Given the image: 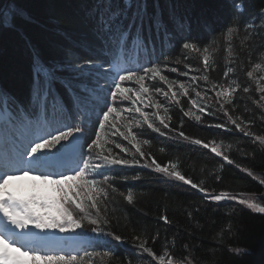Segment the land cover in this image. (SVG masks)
I'll return each mask as SVG.
<instances>
[{"label":"trees","instance_id":"16d2710c","mask_svg":"<svg viewBox=\"0 0 264 264\" xmlns=\"http://www.w3.org/2000/svg\"><path fill=\"white\" fill-rule=\"evenodd\" d=\"M118 3L123 7L122 0H113V7ZM146 3L148 15L143 22L144 46L130 51L126 57L116 53L109 57L97 38L96 25L90 15L94 6L103 12L104 0H0V90L28 108L35 83L34 58L38 56L46 65L61 66L59 77L72 80L74 84H86L90 91L74 87L73 94L56 82L55 101L50 99L47 102L46 114L61 116L69 123H80L85 128V141L90 142L98 130L96 121L99 108L104 106V93L111 84L109 79L114 76L112 71L106 70L109 67L106 60L111 59L112 66L125 59L129 68L149 67L154 63L167 65L163 74L171 80L184 82L197 77L194 91L181 97L179 106L171 103L169 127L165 129L157 125L165 135L147 126L136 131L140 140L150 141L149 145L142 146L146 155H137L140 164L114 165L102 170L110 178L108 182L119 192L133 191L134 203L129 204L118 193H111L105 214L112 221V230L128 241L122 245L113 242L116 245L113 257L103 260L96 257L91 264H126L128 260L131 264H149L151 257L145 253L141 258L134 249L131 240L134 235L146 237L148 246L157 254H162V250L167 248L174 261L187 258L193 264H264V213L255 212L237 200L214 201L210 198L220 192L249 194L251 200L264 206V184L260 183L264 179V144L254 141L253 137L230 123L224 111L220 110L221 101L212 85L199 79L205 74L202 58L182 48L184 42L203 46L215 39L216 43L210 46L215 65L207 70L210 80L227 84L236 79L242 85L234 94L232 104H224V108L233 118H240L238 122L242 120L252 133L264 136V108L254 102L261 93L255 90V82L246 76L256 62H261L260 53L264 52V31L259 28L261 19H264L260 15L264 0H243L244 19L255 21L258 34L249 40L244 39L243 31L234 36L231 39L232 57L227 51L228 38L221 35L231 18L232 0H146ZM17 11H22L28 20H22L18 15L13 19L12 14ZM134 11H128L125 26L133 19ZM153 16H159L164 27L157 28L152 21ZM132 57H136L134 62L129 61ZM88 59H96L97 63L84 65V75H81L82 69L76 64H83ZM177 59L183 63L177 64ZM228 59L236 62L229 64ZM172 67L179 71L171 72L169 69ZM227 67H234L237 72L225 77ZM185 71L188 75H181ZM249 85L251 91L244 93L243 87ZM197 91L204 94L207 101L200 121L184 115V111L189 109L190 98ZM124 103L129 104L128 101ZM10 108L16 115H23L22 110ZM39 115L33 113L30 117ZM216 124H224L225 127L217 128ZM180 132L204 143H221L224 154L233 163L229 164L222 156H217L210 147L204 148L202 144L185 140ZM109 138L122 144L127 142L119 136ZM109 146L114 153L131 158L114 145ZM87 151L86 146L82 148L83 155L87 156ZM153 160L161 166L175 163L177 171L186 179L190 178L197 184L202 182L201 186L208 192L201 193L198 188L156 172L154 167L144 166ZM123 176H128L129 180H123ZM133 176L140 179L132 180ZM95 178L103 179L100 175ZM165 215L169 222L161 219ZM89 227L85 223L84 229L70 232L89 241L90 245L84 248L89 252L108 250L95 242L97 234L90 232ZM153 237H156L154 243ZM235 248L242 252L233 254L230 249Z\"/></svg>","mask_w":264,"mask_h":264},{"label":"snow or ice","instance_id":"6c2138e0","mask_svg":"<svg viewBox=\"0 0 264 264\" xmlns=\"http://www.w3.org/2000/svg\"><path fill=\"white\" fill-rule=\"evenodd\" d=\"M123 7L119 3L114 8L113 0H104L103 12H99L96 6L90 10L96 28L97 38L101 40L105 55L111 57L113 53L126 57L130 51H135L144 46L143 22L147 17V3L146 0H122ZM135 9L133 19L129 21L127 26L124 20L127 19L129 10ZM245 9L243 0H232L231 18L221 35L228 38L227 51L229 57L233 56L234 49L231 44V39L239 35L241 31L244 33V39L249 40L257 35V25L253 19H244ZM19 16L22 20L27 21L28 17L22 12L17 11L12 14L13 19ZM261 17H264V9L260 10ZM153 23L157 28L164 27L163 21L159 16L152 17ZM13 26L14 25H10ZM259 28L264 31V19H261ZM135 29V31H133ZM264 39V36H262ZM213 39L211 44H215ZM130 44L132 47H130ZM211 44L200 45L196 42H184L182 48L187 53H196L202 58L203 69L205 74L199 77L212 85V90L216 97L221 101L220 110L224 111L228 120L240 132L247 136L253 137L254 141L264 144V136L252 133L247 125L243 123L240 118H233L229 115L224 104H232L234 94L241 89L242 85L236 79H232L231 83L217 84L210 80L207 70L215 65V59L210 52ZM251 52L249 53V57ZM261 62H256L251 70L246 72V76L255 82L256 91L261 93L260 97L254 102L261 108H264V75L256 76L254 73L264 72V52L260 53ZM177 64L183 61L177 59ZM236 61L228 59L227 63L232 64ZM96 59H88L83 64H76V67L81 68V75H84V65H95ZM111 67V59L105 61ZM190 67V65H187ZM103 68V64L100 65ZM167 65L162 66L159 63H154L152 66L138 68H127L123 73H117L112 77V82L109 85V90L104 93V106L99 108L98 119L96 121L98 130L94 132V138L85 141L83 144L79 143V138L83 137L85 128L80 123H65L61 126H52L40 136L29 142L28 147L24 150L21 159L18 161L20 165L14 171L0 172V213L6 218V223L0 228V264H91V261L99 257L103 260L105 257L112 258L114 254L113 242L117 245L125 244L128 238L118 234L112 230V221L105 214L107 211V203L111 198V193H118L129 204L134 203V193L132 190L119 192V190L110 184L109 177L104 175V171L109 166L114 165H136L140 164L137 158L144 157L146 153L142 150L143 145H149L150 141L147 139H138L137 133L133 128H147L152 129L160 135H165L161 127L157 126L155 121L167 129L169 127L168 121L171 117L168 115L169 108L155 99V95L160 94L164 96L170 103L176 105L181 104L180 96H189V88L191 84H185L179 80H171L167 75H164V69ZM171 72H178L179 69L172 67ZM61 71L59 65H46L40 61L39 57L34 58V74L35 83L28 108H25L14 97H11L5 91L0 90V104L6 107H15L22 110V114L33 115L38 113L44 115L47 110V102L51 99L55 101L54 85L60 82L70 92L73 93L74 87H79L83 91H90L86 84H74L72 80H66L59 77L58 73ZM237 69L234 67H227L224 76L234 74ZM181 75L187 76L188 72H182ZM162 81L167 86L164 87L150 85L146 81ZM196 80L197 77H192ZM125 82H134L138 87H126ZM101 89L103 86H100ZM219 89V90H217ZM244 93L251 91V86L243 87ZM74 94V93H73ZM196 97H200L201 93L197 91ZM110 97V102H109ZM251 98V97H250ZM191 99V98H190ZM124 101L130 102V107H121L119 104ZM193 106L199 107L196 99H191ZM99 106V105H97ZM55 107V103L53 104ZM145 108H154V112H146ZM163 109L164 115H161ZM183 111V107H181ZM203 112L204 108L200 107ZM138 114V115H135ZM185 116L194 117L197 121L201 120V116L197 115L192 108L184 111ZM264 119V116H262ZM217 128H224V124L214 125ZM109 130H112L109 132ZM179 135L185 140H191L192 143L203 145L204 148L211 147V151L217 156H222L224 160L232 164L233 161L229 159L221 150L220 146L212 141L204 143L200 139H192L185 136L183 132ZM119 136L123 141H128L131 147H125L122 143L116 142L109 137ZM68 142V143H64ZM120 149L123 153H128L131 158H124L119 154L113 152L112 147ZM59 146V147H57ZM87 147V158L81 159L73 168H65L64 171L53 173L50 171L40 172L39 175H30L34 171H38L42 167H49L55 161L59 166H64L65 154L71 150L73 156L79 149ZM53 149L56 151L53 152ZM134 149V151L132 150ZM164 151L163 148L160 149ZM145 167H154L156 172L164 173L168 176L174 177L184 184L190 185L192 188H198L199 192L207 193L208 190L201 186V184L194 183L190 178L186 179L179 171L177 165L170 163L168 166H161L153 160ZM239 167V165H237ZM249 175L252 173L248 169H244ZM96 175L103 177L102 180H97ZM33 181L41 180L43 184L54 185L58 192V198L41 195L39 193L31 195L29 198H22L16 195L13 190V184L17 181H23L25 178ZM55 177V178H53ZM116 179V177H112ZM123 180H129L128 176H123ZM132 180L140 179L139 176L131 177ZM264 184V179L260 180ZM37 185H33L36 188ZM214 201H221L225 199L237 200L236 195H229L227 192H220L210 197ZM239 204L246 205L247 208L264 213V206L254 202L251 199L241 198L238 200ZM39 205L44 208H57V214H45L38 212L36 206ZM191 215V213H189ZM165 222L168 217L162 216ZM85 223L90 226L89 231L96 233L95 242L108 250L103 252H89L87 249L66 250L65 241L56 237L55 232L76 231L77 229H84ZM32 225L35 229H39V233L33 232ZM19 230V231H17ZM51 230V231H49ZM33 237L38 239L33 240ZM153 243L156 237H153ZM134 249L141 254H148L151 257L149 264L158 262V264H193L191 259H180L174 261L168 252L167 248L162 250V254H157L152 247L148 246V239L141 235H134L131 238ZM174 243V241H173ZM187 247V246H185ZM82 251V255L80 252ZM233 254H240L241 249H230ZM243 254H247L244 252ZM166 257H168L166 259ZM126 264H131L128 260Z\"/></svg>","mask_w":264,"mask_h":264},{"label":"rangeland","instance_id":"374dc122","mask_svg":"<svg viewBox=\"0 0 264 264\" xmlns=\"http://www.w3.org/2000/svg\"><path fill=\"white\" fill-rule=\"evenodd\" d=\"M127 67H128V64L123 61L121 63L115 64L112 67V70L114 72V75H116L117 73L122 74L123 71L125 69H127ZM254 75H256V76L264 75V72H257V73H254ZM109 80H110V82H112V77ZM146 82L149 83L150 85H156V86L164 87L165 90H167V86L164 85L162 81H159V78H157L156 81H146ZM181 82H183V81H181ZM184 83L192 85V87L189 88V93L191 91H194L196 80L184 81ZM261 83H264V81H261ZM124 86H126V87H138V86L134 85V82H125ZM217 90H219V89H217ZM181 97H184V96H180V98ZM154 98L159 100L162 104H165L168 108L171 105V103L164 96H162L160 94L155 95ZM191 99H196L199 107L193 106L191 104ZM191 99H190L189 108H192L193 111L197 115L201 116L206 111V107H207V101L205 99V95L201 94L200 97H196V95H195ZM128 103L129 104H126L123 102V103L119 104V106L130 107L131 104H130V102H128ZM200 107L204 108L203 112L200 111ZM144 111L151 113V112H154L155 109L154 108H145ZM0 112H2L7 119L4 123V124H7V127H6V129H4L3 137H1L2 138L1 141L3 140L2 141L3 143L0 144V157L4 160H7V161L8 160L19 161L22 157L24 150L28 147L30 141L34 140L37 136L43 135L48 130L49 127L61 126L64 124L63 122H60L61 121L60 117H55L53 114L46 115V113H45L44 115H40L37 119L36 118L32 119L29 116H23L21 118H19L17 116H13V114L11 113V111L7 107H4V108L0 107ZM135 115H138V114H135ZM161 115H164L163 109H161ZM192 118L195 119L194 117H192ZM155 123H156V125H159L158 120H156ZM143 127H146V125H144ZM137 130H138V128H133L134 132H136ZM0 134H1V132H0ZM138 139H139V137H138ZM4 142H5V144H4ZM64 143H66V142H64ZM215 143L220 146V150L224 153L223 145L221 143H218V142H215ZM123 145L125 147H131V145H129L128 141L124 142ZM57 147H59V146H57ZM132 150L134 151V149H132ZM72 158H73V163L76 166V163L79 162V160L81 159V156L80 155L74 156ZM83 158L86 159L87 157L83 156ZM64 161H70V160L64 159ZM61 169H62V167L59 166V164L55 161L52 163L51 166L46 167V171H50L53 173L61 172ZM40 172H43V170L39 169L38 171H34L33 173H31L30 175H33V176L39 175ZM53 178H55V177H53ZM34 184L37 185L36 188H33ZM12 187H13V190L16 191V195L25 196L27 198H29L31 195H34L37 193H39L41 195H46L49 197H54L55 194H57V191H56V188L54 185H51V184L45 185V184H43V182L41 180L33 181L27 177L23 181L15 182ZM236 196H237V201L241 198L250 199L252 197L249 194H239ZM36 210L38 212H41V213L54 215V207L44 208V207L37 205ZM30 227L33 228V232L39 233L41 236L44 235V233H41L39 229H35L32 225H30ZM55 235H56V237L60 238L62 241L66 242V244L64 245L65 248H70V249L71 248H78L79 249L85 244V241H86L85 239H83L79 236L69 234V233L67 234L65 232H59L58 231V232H55ZM32 239L35 240V239H38V237H33Z\"/></svg>","mask_w":264,"mask_h":264},{"label":"bare ground","instance_id":"6f19581e","mask_svg":"<svg viewBox=\"0 0 264 264\" xmlns=\"http://www.w3.org/2000/svg\"><path fill=\"white\" fill-rule=\"evenodd\" d=\"M2 136H1V134H0V144H2L3 142V140L1 141V138ZM4 144H5V142H4ZM3 144V145H4ZM65 160L66 159H69V160H71L72 159V157L70 156V157H66V158H64ZM0 165L2 166L1 167V172H3V171H14V170H16L17 169V167H19V164H18V161L16 160V161H13V160H4V159H2L1 157H0ZM17 231H19V230H17Z\"/></svg>","mask_w":264,"mask_h":264},{"label":"water","instance_id":"95a60500","mask_svg":"<svg viewBox=\"0 0 264 264\" xmlns=\"http://www.w3.org/2000/svg\"><path fill=\"white\" fill-rule=\"evenodd\" d=\"M68 143V142H67ZM79 143L82 144L83 143V137L79 138ZM80 151V149L78 150V152ZM71 154V150L66 153L65 155Z\"/></svg>","mask_w":264,"mask_h":264}]
</instances>
